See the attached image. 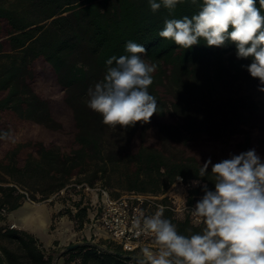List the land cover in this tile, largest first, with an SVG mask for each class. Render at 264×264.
Here are the masks:
<instances>
[{
    "label": "trees",
    "instance_id": "16d2710c",
    "mask_svg": "<svg viewBox=\"0 0 264 264\" xmlns=\"http://www.w3.org/2000/svg\"><path fill=\"white\" fill-rule=\"evenodd\" d=\"M201 3L183 0L171 13L163 6L154 13L149 0H0V140L27 123L66 130L67 135L63 147L55 140L30 141L40 160L29 155L20 164L16 151L8 149L7 155L13 151L8 161L12 171L45 169L51 179L42 189L47 199L68 186L78 174L77 166L94 161L91 176L77 179L94 185L98 172L106 174L123 164L125 190L169 191L179 175L186 181L201 180L198 187L188 188L187 200L193 202L195 194L204 195L205 184L215 190L211 165L205 177L199 176L205 160L193 146L220 140L236 147L233 155L254 148L264 159V133L256 139L251 131L257 125L253 118L264 110V98L239 87L245 80L260 84L242 67L251 58L237 59L231 43L209 47L201 39L183 49L158 35L165 20L191 17ZM128 41L143 45L147 49L143 58L157 64L148 91L156 97L158 112L149 123L125 129L102 123L101 115L87 107V90L103 78L108 59L127 54ZM60 109L69 111L67 119L60 117ZM156 120L157 141L150 143ZM257 126L264 132V123ZM136 135L138 143L133 145ZM228 158L226 154L218 162ZM4 182L0 178L1 219L27 198L16 184ZM80 204L74 215L88 218V206ZM165 218L183 235L205 227L172 211H166ZM56 254L33 232L0 224V264H139L143 259L141 251L127 250L113 240L84 242Z\"/></svg>",
    "mask_w": 264,
    "mask_h": 264
},
{
    "label": "clouds",
    "instance_id": "9594fccd",
    "mask_svg": "<svg viewBox=\"0 0 264 264\" xmlns=\"http://www.w3.org/2000/svg\"><path fill=\"white\" fill-rule=\"evenodd\" d=\"M182 2L149 0L154 13L161 6L171 13ZM258 5L257 0H202L191 17L165 20L158 35L183 49L201 39L209 47L234 44L237 59L251 58L242 67L264 92V0ZM125 52L106 61L103 78L87 90V107L101 115L103 124L126 129L149 123L158 105L148 91L157 64L144 59L147 49L133 41L126 43ZM209 165L215 190L205 184L203 197L191 209L205 225L203 230L180 234L177 225L164 218V206L136 218V235L150 233L155 243V248L141 249L139 264H264V159L254 148L215 164L209 158L200 167V177L208 174Z\"/></svg>",
    "mask_w": 264,
    "mask_h": 264
},
{
    "label": "rangeland",
    "instance_id": "374dc122",
    "mask_svg": "<svg viewBox=\"0 0 264 264\" xmlns=\"http://www.w3.org/2000/svg\"><path fill=\"white\" fill-rule=\"evenodd\" d=\"M239 87H242L243 90H254L257 95L264 98V92L258 90L260 84H252L249 80H245ZM59 112L62 119L68 118L69 111L66 109H60ZM158 121L159 120L154 121L151 125L148 138L150 143H155L157 141L156 130ZM253 123H255V125L264 123V110L261 111L260 115L253 118ZM257 125L253 126L251 129L256 139L264 133ZM65 131H53L40 124L27 123L19 125L16 129L7 132V136H4L3 140H0V178L5 179L6 182H4V184H16L19 188L27 190L31 197L24 200V202L27 203L25 206L8 212L5 219L0 218V224L18 228H21L19 226H23L24 224L27 228L38 234L40 240L49 252L54 250L57 251L56 257H59L70 244L78 242L84 243L85 241L100 242L103 240H111L105 230H98L90 226L89 214L88 218H85L82 214L74 215L79 209V203H81V206L87 205L91 197V191L86 192V190L78 188L75 183H78L77 179L80 177L91 176L96 164L94 161H91L83 167L77 166L74 171H77L78 174H75L71 178L66 188L59 192L52 193L47 199H43L42 189H44L51 180L47 171L45 169L43 170V168H32L29 172L24 173L18 170L12 171L13 165L8 164V161H10L13 151H16L17 160L20 164L25 163L29 155L35 160H40V156L35 152L34 146L29 144L30 141L41 140L50 144L52 140H55L57 144L63 147L66 146L65 141L67 139ZM138 139L136 135L133 145L138 143ZM11 148L13 151L9 152L7 155L6 151ZM192 149H199L201 151V157L205 161L211 158L212 163L218 162L222 156L226 154L230 158V154H234L237 151L233 144H226L220 140L211 142L202 141L198 145L193 146ZM45 166L47 165L45 164ZM124 169L125 166L120 164L115 168H110L106 174L98 172L93 183L94 185L103 184L108 186L115 195H117V193H124L128 191L122 186L125 182L121 175ZM12 172L14 174H12ZM191 181H199V184L196 186L191 182V187H198L202 184L199 179H191ZM168 188L169 192L174 194L178 200H182V198L185 197L187 198L190 191V189H187V192L184 193V189L179 183L170 185ZM202 197L203 194L200 193L194 195L195 200H200ZM42 204H44V206L46 205L50 211L53 210L51 221L47 226V233L50 235V240H48L45 229L41 225V217L38 219L33 213L34 211L36 214L37 211L40 213V211L35 208L40 207ZM30 207H34L32 213H29ZM41 210L44 212L43 209ZM30 214H32L33 218L35 217V221L31 220ZM177 216L183 218L185 214L180 213ZM10 219L15 220L17 224L10 222ZM37 220L40 221L39 224H36ZM89 230L90 232L88 234L86 231ZM95 232H97V234H95ZM62 259L63 258L60 257L59 261H62Z\"/></svg>",
    "mask_w": 264,
    "mask_h": 264
},
{
    "label": "built area",
    "instance_id": "2783aa9c",
    "mask_svg": "<svg viewBox=\"0 0 264 264\" xmlns=\"http://www.w3.org/2000/svg\"><path fill=\"white\" fill-rule=\"evenodd\" d=\"M178 177L175 183L181 185L184 193L187 192L192 181H186L181 175ZM75 185L86 192L91 191L90 201L87 204L90 226L105 230L111 240L122 244L127 250L141 251L143 247L155 248L152 234L136 235L134 220L153 215L160 206L165 208L164 218L166 211H172L174 216L183 213L189 216L194 223L202 222L191 215V209L199 200L189 202L186 197L178 200L169 191L153 193L128 190L115 195L108 186L103 184L92 185L83 181ZM20 190L26 194L27 198H31L28 191L22 188Z\"/></svg>",
    "mask_w": 264,
    "mask_h": 264
},
{
    "label": "crops",
    "instance_id": "0c3cea01",
    "mask_svg": "<svg viewBox=\"0 0 264 264\" xmlns=\"http://www.w3.org/2000/svg\"><path fill=\"white\" fill-rule=\"evenodd\" d=\"M27 203H23L19 208H21V207H23V206H25ZM44 204H42V205H40V207H38V208H35L36 210H39L40 211V213L37 211V214H36V212L34 211L33 212V210H34V207L32 208V207H30L29 208V213H34L35 214V216L36 217H38V219L40 218L41 219V225H42V227H44V229H45V232H46V235H47V238H48V240H50V235L47 233L48 231H47V226H48V223L51 221V218H52V214H53V210H49V208L45 205L44 207ZM18 209V208H17ZM41 209H43L44 210V212L41 210ZM31 211V212H30ZM38 213H39V215H38ZM42 215V216H41ZM9 218V217H8ZM30 218H31V220L32 221H35L36 219H35V217L33 218V216H32V214H30ZM35 219V220H34ZM10 222H12V223H16V221L15 220H12V219H10ZM39 220H37L36 221V224H39ZM17 224V223H16ZM19 227H21V228H24V229H27V230H29V231H31V232H33L34 234H36V232H34V231H32L31 229H29V228H27L24 224H23V226H19ZM98 230H101V229H98ZM86 232H88V234H89V232H90V230L89 231H86ZM91 234V233H90ZM37 236H38V234H36ZM39 237V236H38Z\"/></svg>",
    "mask_w": 264,
    "mask_h": 264
},
{
    "label": "water",
    "instance_id": "95a60500",
    "mask_svg": "<svg viewBox=\"0 0 264 264\" xmlns=\"http://www.w3.org/2000/svg\"><path fill=\"white\" fill-rule=\"evenodd\" d=\"M86 243H92V241H85ZM94 243V242H93ZM79 244H81L80 242H78V243H74V244H70V245H68V247H75V246H78ZM119 254H123V253H121V252H119ZM127 257H134V258H139L138 256H136V255H133V254H130V253H127V254H125Z\"/></svg>",
    "mask_w": 264,
    "mask_h": 264
}]
</instances>
